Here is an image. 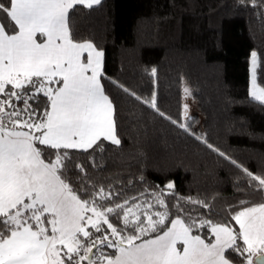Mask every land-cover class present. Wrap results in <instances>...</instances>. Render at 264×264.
Segmentation results:
<instances>
[{
	"label": "snow or ice",
	"instance_id": "6c2138e0",
	"mask_svg": "<svg viewBox=\"0 0 264 264\" xmlns=\"http://www.w3.org/2000/svg\"><path fill=\"white\" fill-rule=\"evenodd\" d=\"M101 3L0 2L8 21L0 22V264H264V202L242 200L219 222L186 210V204L209 205L175 194L172 182L151 201H121L111 188L88 183L80 164L79 185L70 182L72 150L99 149L102 140L121 143L115 106L102 83L104 51L91 40H77L69 25L79 6ZM258 66L253 51L249 95L264 105ZM117 87L228 159L250 187L264 191V174L192 132L184 122L191 119L187 105L184 117L174 120L159 111L155 96L144 99ZM165 195L175 197V213Z\"/></svg>",
	"mask_w": 264,
	"mask_h": 264
},
{
	"label": "trees",
	"instance_id": "16d2710c",
	"mask_svg": "<svg viewBox=\"0 0 264 264\" xmlns=\"http://www.w3.org/2000/svg\"><path fill=\"white\" fill-rule=\"evenodd\" d=\"M0 22L8 23L2 13ZM69 25L77 40L104 51L102 83L121 141L72 150L67 175L74 187L82 175L76 164L83 165L88 183L111 188L121 201H151L172 182L175 194L209 205L186 204V210L219 222L242 200L264 202V191L250 187L240 168L117 87L144 99L155 96L159 111L179 121L187 75L201 114L184 122L239 165L264 174V105L249 95L253 51L264 87V0H102L92 9L79 6ZM164 199L175 213V197Z\"/></svg>",
	"mask_w": 264,
	"mask_h": 264
},
{
	"label": "rangeland",
	"instance_id": "374dc122",
	"mask_svg": "<svg viewBox=\"0 0 264 264\" xmlns=\"http://www.w3.org/2000/svg\"><path fill=\"white\" fill-rule=\"evenodd\" d=\"M183 84H184V89L187 87L189 89V91L191 90L190 78L187 75L184 77ZM257 85L259 87H261L260 84L258 83V80H257ZM250 88H251V73H250V77H249V89ZM185 105H187V117H190V116L196 115V114H199V115L201 114L200 109H199L200 102L194 101L192 99V97L189 94L185 93V91H184V106ZM185 121H187V120H185Z\"/></svg>",
	"mask_w": 264,
	"mask_h": 264
}]
</instances>
